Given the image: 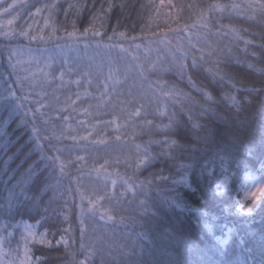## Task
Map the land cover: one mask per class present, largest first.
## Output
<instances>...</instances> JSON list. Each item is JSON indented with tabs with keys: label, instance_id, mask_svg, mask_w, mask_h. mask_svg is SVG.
<instances>
[{
	"label": "trees",
	"instance_id": "obj_1",
	"mask_svg": "<svg viewBox=\"0 0 264 264\" xmlns=\"http://www.w3.org/2000/svg\"><path fill=\"white\" fill-rule=\"evenodd\" d=\"M108 2L0 0V8L15 5L0 13V32L16 33L11 40L0 35V95L7 96L4 89L11 86L22 100L29 97L26 108L35 110L38 101L42 112L36 113L34 123L31 115L25 122L23 109L9 115L14 100L9 105L0 99V235L11 225L25 223L37 240L43 236L51 241L45 245L31 238L33 264L37 257L45 264H71L70 253L83 261L82 228L86 229L83 242L97 252L95 264H101V255L105 264H264V212L246 215L235 207L244 173L239 179L229 175L225 188L218 167L207 165L211 176L208 171L201 175L199 167H180L190 164L192 155L199 158L200 166L205 164L215 145L196 138L209 130L217 143L241 152L254 140L260 153L264 15L250 19L228 12L210 17L207 13L214 3L244 5L247 0H111V11ZM53 3L56 9L36 13ZM77 3L84 7L69 8ZM202 12L203 21L198 19ZM48 16L51 27H45ZM205 22L208 27L201 26ZM73 23L77 35L89 28L87 39L66 36ZM230 27L239 29V36ZM53 28L60 39L47 40ZM21 31L43 34L46 42L30 43L18 35ZM93 31L101 35L93 37ZM181 49L188 52L182 60ZM200 49L207 62L193 69L192 57L199 58ZM210 50L217 54L209 56ZM180 63L187 65L183 79ZM216 68L229 74L232 83L214 80ZM16 75H34L36 83L23 80L21 94ZM189 77L213 98L210 107L215 115H200L206 98L189 84ZM174 89L191 99L181 97L177 102L165 95ZM230 96L238 104H232ZM170 119L179 125L165 127ZM197 123L204 127L194 128ZM165 138L169 148L155 143ZM172 141L177 146H171ZM38 143L43 144L44 155L59 158L55 164L42 159ZM194 144V152L182 147ZM145 149L156 158L137 169ZM248 160L245 171L260 168L258 159L249 156ZM185 171L187 183L174 185L172 180H179ZM156 176L170 179L157 181ZM126 178L136 180L135 190L124 183ZM148 180L153 181L150 186L139 187V182ZM18 181H27L26 194L12 199L14 192H20ZM177 194L180 207L165 199ZM62 239L68 241L67 249L63 242L56 243Z\"/></svg>",
	"mask_w": 264,
	"mask_h": 264
},
{
	"label": "snow or ice",
	"instance_id": "obj_2",
	"mask_svg": "<svg viewBox=\"0 0 264 264\" xmlns=\"http://www.w3.org/2000/svg\"><path fill=\"white\" fill-rule=\"evenodd\" d=\"M15 5L14 4H9L8 8H0V13H7L9 11V9L13 8ZM84 6L80 5L79 3L77 4H70L69 8H75L77 10L82 9ZM114 7L113 3L111 2V0H109L108 2V11H111V9ZM121 7L123 8L124 5H121ZM57 8V5L55 3L53 4H45L43 5L42 8H37L36 9V13L37 14H42L44 11H51ZM101 11H103V8L101 9ZM215 12H220L221 14L228 12L229 15L235 13L237 15H244V16H248L250 19L254 18L255 15L257 13H259L260 15H264V0H247V2L244 5H239L236 3H232L231 5L228 4H222V3H214L208 6L207 9V13L209 15V17L215 13ZM99 14H97L96 16L93 17V20H95L96 18H98ZM205 18V14L204 12L201 13L200 17L198 18L199 20L203 21ZM51 16L45 17V27H51V24L49 23V21L51 20ZM9 25L12 24V21L10 20ZM195 26V25H194ZM201 26L203 27H208V24L205 22L203 23ZM222 29L225 27L223 25L220 26ZM230 32L235 35V36H239V32L240 30L235 28V27H230ZM58 31V29L53 28L52 29V35L47 37V40H52V39H60V37L55 36V32ZM88 33H89V28H85L84 32L80 35H77V30L75 27V23H73V31L71 32H66V36L69 39H72L73 37H75L77 40L83 38V39H87L88 38ZM0 35H3L5 37H8L10 40L15 38L16 33L14 31H10V32H0ZM20 37H23L25 40H28L30 43L34 42V41H41V42H46V38L43 34H41L40 36H36V35H30L29 31H21L18 34ZM101 33L99 31H93L92 32V36L96 37V36H100ZM121 36L124 35V33L120 34ZM201 52V56L198 58L197 56L193 55L192 57V68L196 69L199 67L200 63L203 62H207L205 60V56L203 55V49L199 50ZM15 54V48H12V55ZM217 53L214 50H210L208 55H216ZM188 55V52L181 49L179 52V58L185 59ZM11 59V56H10ZM20 62L18 61L17 64H19ZM218 63V61H217ZM179 75L181 77V79H183L184 74L187 71V65L180 63L179 65ZM13 69L15 70V68L17 67L16 64L12 65ZM25 72H28V69H24ZM43 71V70H41ZM45 77H47L48 73L44 72L43 73ZM213 75V79L216 80L217 78L220 81H224L225 79L228 80V83H232V79L229 76V74L222 72L219 68H216V70L212 73ZM31 79L32 83H36V80L34 78V75L31 76H25V77H21L20 75H16L15 78V84L16 87H18L21 91V94L24 93V84H23V80H28ZM189 84L194 87L197 88V90L199 92H202L205 99V103L200 105L201 108V113L200 115H205L207 113H212L215 115V110L213 108L210 107L211 103H215V101L213 100V98L203 89V88H198L197 85L191 80V77H189ZM235 86V85H233ZM5 92H7V96H3L0 95V99H3L5 104H9L11 105V101H15V104L11 106V111L9 113L10 116L18 113L21 109L24 110L23 112V118L24 121L27 122V117L29 115H31L32 117V122L34 123L37 119L36 113L37 112H41V106L39 105V102L37 101V108L35 110H33L31 107H25V101H27L29 99V97L27 95H24L23 100L20 98V96H18L16 94V91L13 87L8 86L4 89ZM30 91V89H29ZM166 96L171 95L173 97H175L177 99V102H180V98L184 97L186 99H191V97L189 96V94L182 92L181 90L178 89H174L172 91V93H165ZM11 98V99H10ZM229 100L232 104H238V101L236 100V98L234 96H230ZM42 114V112H41ZM222 118V117H221ZM65 120L68 119V117H64ZM189 119H192L191 114H189ZM179 121L175 120V119H170V123L169 125H166L165 127L168 128H172L175 126L179 125ZM204 125H201L199 123L194 125V128L196 129H201L203 128ZM32 131L34 133H36V139L39 140L40 136H39V131L33 127ZM197 141H201L203 140L206 144L211 142L213 143L215 146L212 149L210 155L207 157V159L205 160V164L203 166L199 165V158H197L195 155H192L189 157V159L192 161L190 164L187 165H180L181 169H187V170H195L197 167L200 168V174L202 175L204 171H208V174L211 176L212 170L207 168L208 164H211L213 166V168L218 167L220 169V173L222 175H224V179L221 181V183L224 185L225 188L228 187V178L229 175H235L237 177V179H239L240 177V173H244L243 176V182L240 185V190L243 192V195L240 196L239 193L238 195V199L236 202V209L239 213L241 214H246V215H252L255 214L256 212L260 211V212H264V139H262L261 141V151L259 154H257L255 147H254V140H251L249 142H247L246 144L243 145V152L239 151V150H235L232 148V146L230 144H225V143H217L213 137L211 136V131L209 130V134L203 137L197 136ZM73 140H75V137H73ZM155 143L161 144L164 146V148H169L170 144H169V140L167 138H165L163 141H155ZM171 146H177L175 141L171 142ZM184 148H189L191 147L192 151H196L197 146L191 145V146H187L184 145L182 146ZM37 148L38 150L41 151L42 154V159L46 162H50L52 164H55V162L59 159L56 156L53 157H48L46 155H44V146L43 144L38 143L37 144ZM201 152H204L205 149H200ZM171 156V153H168ZM255 157L256 159H258L260 161V168L258 170L255 171H245L248 168L249 165V160L248 157ZM156 157L150 153L149 150L145 149L144 155L141 159L138 160L137 163V169H139L141 166H147L150 165V163L155 159ZM232 170L231 172H229V170ZM61 171H63V168H61ZM33 171L32 168L30 166L29 172H28V178L31 179V176L33 175ZM155 179L157 181H165L167 182L170 177H165V176H156ZM152 180H148V181H141L139 182V187L143 188L145 186V183H147L149 186L152 184ZM27 181H24L23 183L18 181L17 182V187L20 188V192L19 193H13L12 194V199H18L19 196L21 195H25L26 194V189L24 187V184H26ZM113 183L115 184L116 182L113 181ZM124 183L128 184L131 186V190H135L137 187V183L135 179H129L126 178L124 179ZM172 183L178 184V183H187V171L184 172L183 175H181L180 179H173ZM82 199H84V197H81ZM166 201H168L170 204H175V206L180 207L181 205L177 202L179 200V195L177 194L175 197H166L165 198ZM11 207V201H9V208ZM92 211H94V208L92 209ZM101 219H103V216L101 217ZM108 219H114V217L112 216H108ZM27 228V226H26ZM86 229H81V246H80V251H82L85 259L83 261H76L74 259V256L76 253H70V255L73 256V260L71 261V264H95V257L97 255V252L94 250V248L92 246H86L84 241V234H85ZM27 232L28 235L24 238V244H25V248H24V259L20 262V264H32L31 258L29 256V252L30 249L28 247V237H32L33 242H38L40 244H45L48 245L51 243V241L45 239L43 236H41L38 240L36 235L31 231L30 228H27ZM64 243L66 249L69 247L68 245V241L67 240H58L56 241L57 244L60 243ZM125 256H128L129 253H124ZM100 260H101V264H105V259L103 257V255L100 256ZM36 264H45L44 261H42L39 257L36 258ZM129 264H132V262L130 261Z\"/></svg>",
	"mask_w": 264,
	"mask_h": 264
},
{
	"label": "rangeland",
	"instance_id": "obj_3",
	"mask_svg": "<svg viewBox=\"0 0 264 264\" xmlns=\"http://www.w3.org/2000/svg\"><path fill=\"white\" fill-rule=\"evenodd\" d=\"M26 226L30 228V225L25 223L11 225L0 235V257L3 264H20L24 259V238L28 235ZM31 238L28 237V243Z\"/></svg>",
	"mask_w": 264,
	"mask_h": 264
}]
</instances>
